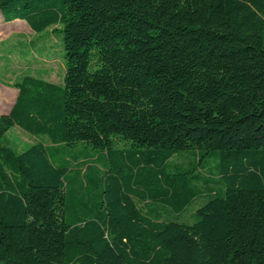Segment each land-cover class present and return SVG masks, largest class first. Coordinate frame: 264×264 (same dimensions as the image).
Instances as JSON below:
<instances>
[{
	"label": "trees",
	"instance_id": "16d2710c",
	"mask_svg": "<svg viewBox=\"0 0 264 264\" xmlns=\"http://www.w3.org/2000/svg\"><path fill=\"white\" fill-rule=\"evenodd\" d=\"M0 10L59 31L65 55L62 82L23 75L0 115V264H264V0H0ZM14 126L37 139L19 151ZM117 136L136 149L116 148ZM78 144L109 160L102 205L69 203L74 180L93 183L90 166L61 157ZM189 149L215 155L221 192L211 188L192 223L162 220L152 200L181 211L195 192L171 197L154 180ZM125 156L134 173L123 174Z\"/></svg>",
	"mask_w": 264,
	"mask_h": 264
},
{
	"label": "rangeland",
	"instance_id": "374dc122",
	"mask_svg": "<svg viewBox=\"0 0 264 264\" xmlns=\"http://www.w3.org/2000/svg\"><path fill=\"white\" fill-rule=\"evenodd\" d=\"M35 62H38L39 67H33ZM45 69H48V71ZM64 71V46L62 34L59 31L35 32L24 19L4 20L0 10V96L4 92H11V89L15 87L13 82L21 78L24 73L47 77L53 82H62ZM6 107L7 105L3 106V108ZM6 135L10 140V144L19 151L27 149L36 140V137L30 135L19 126L12 127ZM44 139L49 142L48 139ZM114 139L116 148H123L125 152L126 150L136 149L131 140L119 136ZM139 150L142 151L145 148H139ZM65 155L71 168L81 167L86 169L87 166H90L88 174L93 178V183L90 181L89 187H81V180L79 179L74 180L70 184L68 188L69 203L73 205V202L78 201V197H90L91 202L95 201L97 206L99 204L102 205L103 196L107 190V181L104 177L109 169V160L105 162V156L100 151L84 144L69 148L66 152H62L61 157L64 158ZM118 161H121V164H125L123 174L129 173L130 170L126 166L129 164L126 156L123 158L119 157ZM196 165L198 169L196 172L199 173V176H195V172L188 173ZM130 172L134 173L133 170ZM162 172H165L164 178L161 177L154 180V182H160L161 186L165 185L169 189L171 197L174 192L173 187L180 188L188 185L195 192L194 196L190 198L187 207L181 211H175L169 203L152 200L150 206L155 208L153 214L156 217H161L162 220H178L192 223L196 220V209L209 199L211 188L214 191L221 192L219 163L215 155L200 160V153L197 151L193 149L182 150L167 160ZM75 174V170H70L68 173L70 176ZM148 175L149 172L147 170H142L139 178L146 181L145 177ZM85 181L86 178L82 182L85 183ZM138 184L145 192L146 184ZM133 198L138 205L144 207L145 203L143 200L136 196ZM91 202L90 204H92ZM80 214H84V212L81 210Z\"/></svg>",
	"mask_w": 264,
	"mask_h": 264
},
{
	"label": "crops",
	"instance_id": "0c3cea01",
	"mask_svg": "<svg viewBox=\"0 0 264 264\" xmlns=\"http://www.w3.org/2000/svg\"><path fill=\"white\" fill-rule=\"evenodd\" d=\"M33 67H39L38 62H35L33 64ZM45 70L48 71V69H45ZM25 74H29V73H24L23 75H25ZM43 78H46L49 80V78H47V77H43ZM18 92H19L18 88L14 87L13 89H11V92H7V93L4 92V94H1V96H0V107H1L0 108V115L10 111L11 107L13 106V104L16 100ZM5 105H7V107L3 108V106L5 107Z\"/></svg>",
	"mask_w": 264,
	"mask_h": 264
}]
</instances>
